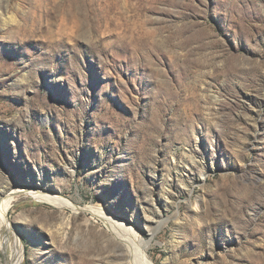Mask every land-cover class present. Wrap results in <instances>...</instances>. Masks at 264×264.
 Listing matches in <instances>:
<instances>
[{
	"label": "rangeland",
	"instance_id": "obj_1",
	"mask_svg": "<svg viewBox=\"0 0 264 264\" xmlns=\"http://www.w3.org/2000/svg\"><path fill=\"white\" fill-rule=\"evenodd\" d=\"M17 187L2 264H129L97 211L149 264H264V0H0Z\"/></svg>",
	"mask_w": 264,
	"mask_h": 264
},
{
	"label": "bare ground",
	"instance_id": "obj_2",
	"mask_svg": "<svg viewBox=\"0 0 264 264\" xmlns=\"http://www.w3.org/2000/svg\"><path fill=\"white\" fill-rule=\"evenodd\" d=\"M26 191L30 190L28 188L17 187L13 191L5 194L0 199V231H2L3 228L12 230L11 222L9 219V212L12 208L16 195ZM35 197L38 200L48 201L49 203L56 205L59 210H62L67 207H70L72 210H77V208L73 204L65 201L63 198L56 195L52 196L36 194ZM88 211L92 212L93 210ZM97 212H99L98 216L103 221L104 225L107 227L112 237L116 240L119 247L126 254V257L129 261L128 263L149 264L147 254V247L149 243L133 227L127 225L125 222L117 220L102 211ZM22 258V247L20 245L16 253L6 258L4 264H21ZM2 263L3 262H0V264Z\"/></svg>",
	"mask_w": 264,
	"mask_h": 264
}]
</instances>
